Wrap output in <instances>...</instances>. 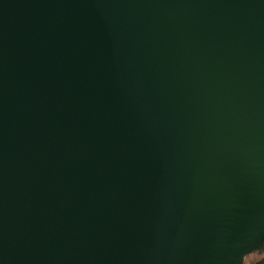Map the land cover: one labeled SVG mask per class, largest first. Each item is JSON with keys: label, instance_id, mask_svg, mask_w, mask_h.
<instances>
[{"label": "water", "instance_id": "95a60500", "mask_svg": "<svg viewBox=\"0 0 264 264\" xmlns=\"http://www.w3.org/2000/svg\"><path fill=\"white\" fill-rule=\"evenodd\" d=\"M255 251L264 0H0V264Z\"/></svg>", "mask_w": 264, "mask_h": 264}, {"label": "trees", "instance_id": "16d2710c", "mask_svg": "<svg viewBox=\"0 0 264 264\" xmlns=\"http://www.w3.org/2000/svg\"><path fill=\"white\" fill-rule=\"evenodd\" d=\"M252 253V252H251ZM254 254L258 255L259 257L250 264H264V254H260L257 251L253 252Z\"/></svg>", "mask_w": 264, "mask_h": 264}, {"label": "rangeland", "instance_id": "374dc122", "mask_svg": "<svg viewBox=\"0 0 264 264\" xmlns=\"http://www.w3.org/2000/svg\"><path fill=\"white\" fill-rule=\"evenodd\" d=\"M246 257V261L243 264H250L253 261H255L259 256L256 254H253L252 256H245Z\"/></svg>", "mask_w": 264, "mask_h": 264}]
</instances>
